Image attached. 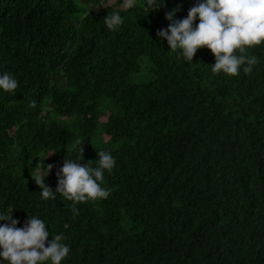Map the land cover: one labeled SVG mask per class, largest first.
<instances>
[{
  "label": "trees",
  "instance_id": "1",
  "mask_svg": "<svg viewBox=\"0 0 264 264\" xmlns=\"http://www.w3.org/2000/svg\"><path fill=\"white\" fill-rule=\"evenodd\" d=\"M198 2L0 0V75L18 81L0 88V214L63 234L61 264H264V43L250 75L213 73L207 47L187 61L156 33ZM98 150L116 161L106 199L74 215L42 198L37 163L55 190L67 154L96 167Z\"/></svg>",
  "mask_w": 264,
  "mask_h": 264
},
{
  "label": "clouds",
  "instance_id": "2",
  "mask_svg": "<svg viewBox=\"0 0 264 264\" xmlns=\"http://www.w3.org/2000/svg\"><path fill=\"white\" fill-rule=\"evenodd\" d=\"M147 4L152 11L164 6H158L156 0H147ZM133 6L134 0H123L121 4L122 9ZM175 11L178 9L165 14L170 24L165 29H158L156 33L161 39L166 38L171 51L180 50V54L192 62L197 50L207 47L216 60L212 65L213 73L222 71L236 76L241 66H244L245 74L252 73L257 60L248 56L246 49L264 43V0H199L183 19H174ZM197 19L199 23L194 27ZM104 23L109 30H116L123 20L118 12H114L104 17ZM17 87L18 81L7 72L0 75V88L4 91L15 92ZM35 106L36 102L32 101L30 107ZM80 152L84 156L83 147ZM81 161L67 154L63 166L56 172L58 183L55 190L45 183V177L51 173L54 165L44 163L41 169L37 163L38 173L32 174L42 189L43 199H56L59 193L73 202L71 210L74 215L79 214L77 203L106 199L109 196L110 191L99 182L104 179V170L111 173L116 164L112 154L103 150H98L96 167L82 164ZM4 220L10 223L0 225V257L8 264H42L48 260L52 264H61L69 254V246L61 243L63 234H57L48 241L50 233L41 219L29 216L22 228L17 227L19 221L13 219L12 213L0 214V221Z\"/></svg>",
  "mask_w": 264,
  "mask_h": 264
},
{
  "label": "rangeland",
  "instance_id": "3",
  "mask_svg": "<svg viewBox=\"0 0 264 264\" xmlns=\"http://www.w3.org/2000/svg\"><path fill=\"white\" fill-rule=\"evenodd\" d=\"M141 76H142V74H141ZM137 78H140V76H133V79H137ZM62 83H63V81H62ZM91 145L92 146H95V145H97V139H94V137L92 138V140H91ZM113 145H116V143L114 142L113 143ZM50 153H47V162L48 163H50V162H53L54 161V159L55 158H53L51 155H49Z\"/></svg>",
  "mask_w": 264,
  "mask_h": 264
}]
</instances>
